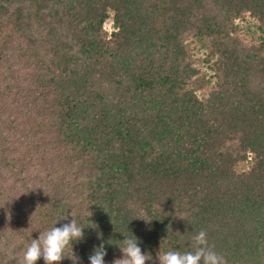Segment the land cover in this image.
Instances as JSON below:
<instances>
[{"label":"trees","instance_id":"16d2710c","mask_svg":"<svg viewBox=\"0 0 264 264\" xmlns=\"http://www.w3.org/2000/svg\"><path fill=\"white\" fill-rule=\"evenodd\" d=\"M256 33L264 0H0V264L72 219L78 264L132 235L160 264L200 230L264 264Z\"/></svg>","mask_w":264,"mask_h":264},{"label":"clouds","instance_id":"9594fccd","mask_svg":"<svg viewBox=\"0 0 264 264\" xmlns=\"http://www.w3.org/2000/svg\"><path fill=\"white\" fill-rule=\"evenodd\" d=\"M96 227V226H95ZM84 229L75 219L61 226L41 232L37 239H32L23 256V264H36L43 258L45 264H59L63 259L70 258L78 264L79 257L73 251V242L84 239ZM119 246L122 258L115 259L112 264H146L152 259L149 253L142 252L138 238L134 235L126 237ZM99 238V234H98ZM193 247L189 251L169 250L162 256L158 255L160 264H228L227 259L210 245L205 230H200L193 237ZM71 246L72 256H66V249ZM107 251L103 243L93 249L88 259L90 264H105Z\"/></svg>","mask_w":264,"mask_h":264},{"label":"rangeland","instance_id":"374dc122","mask_svg":"<svg viewBox=\"0 0 264 264\" xmlns=\"http://www.w3.org/2000/svg\"><path fill=\"white\" fill-rule=\"evenodd\" d=\"M106 24H107L106 27H107L108 30H113V21H112V19H110ZM262 37H264V34L256 33V38L257 39H260Z\"/></svg>","mask_w":264,"mask_h":264}]
</instances>
